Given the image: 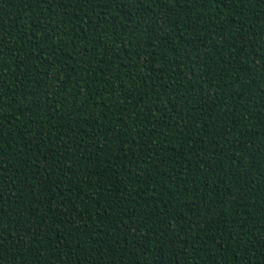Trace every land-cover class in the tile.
Segmentation results:
<instances>
[{
	"label": "trees",
	"instance_id": "obj_1",
	"mask_svg": "<svg viewBox=\"0 0 264 264\" xmlns=\"http://www.w3.org/2000/svg\"><path fill=\"white\" fill-rule=\"evenodd\" d=\"M0 264H264V0H0Z\"/></svg>",
	"mask_w": 264,
	"mask_h": 264
}]
</instances>
